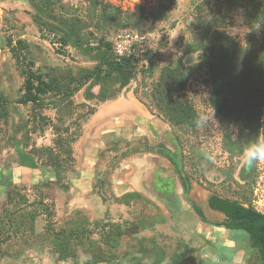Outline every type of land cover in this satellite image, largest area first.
Returning <instances> with one entry per match:
<instances>
[{"label": "rangeland", "instance_id": "obj_1", "mask_svg": "<svg viewBox=\"0 0 264 264\" xmlns=\"http://www.w3.org/2000/svg\"><path fill=\"white\" fill-rule=\"evenodd\" d=\"M51 1L55 3L49 12L51 18L39 15L42 20L64 33L82 31L90 46H97L101 37L106 38L112 47L116 37L122 34L144 38L142 49L153 53L152 75L133 79L121 91L119 97L133 96L150 111L151 117L157 119L162 128L168 129L167 139H164L160 150L162 158L157 159L160 163L154 162L159 170H156L153 179L148 183L151 186H148V193L152 190L153 196L148 195L147 211H144V208L137 210L133 206L116 204L114 197L105 193L106 190H102L101 186H97L99 191L102 190L103 196L98 198L101 209L99 215L103 219V225L87 230V235L88 238L100 236L103 248L97 249L98 257H111L112 248L106 247L104 239L108 234L116 232V235L119 233L118 238L115 235L112 239L117 242L124 235L121 240L125 248L119 249L117 254L126 264H132L134 257L142 260L139 261L142 264H147L145 260L155 253L154 249H150L149 238L147 242L136 240V244L132 245L134 237L140 234H159L158 239L153 242V245L156 244L155 249L158 252L163 250L170 259L175 254H180L175 264H197V256L204 254L210 259L211 256L207 255L209 252L212 256L217 255L219 259L226 261L219 264H259L255 258L256 253L248 246L246 251L249 253L250 249V253L247 257L244 258L240 254L234 259L235 263L232 260L228 262V259L233 258L234 248L224 245L223 232L216 228L209 229L210 226L207 227L208 225L200 221L189 203L193 199L206 210V200L211 196L227 200L237 199L239 202H243L242 199L252 201L256 185L264 184V161H257L252 166H246L244 163L243 154L255 145L254 137L248 135L247 131H240L234 121L222 123L211 106L209 109L210 85L206 70L200 64L205 43L210 39L212 32L224 31L240 47L251 45L256 49V40L264 33V27L254 23L246 25L241 10L229 8L223 0H166L167 5L161 12L162 17L157 21H153L151 16L157 10V0H135L140 5H133V0H102L103 5L107 4L116 11L118 21L125 25L124 28H119V24L99 23L101 10L93 13L88 0ZM137 8L142 9L144 13L142 20H139ZM36 14L27 0H0V92L10 101L7 122L4 124L0 121V173L11 171L12 176L16 173V177L11 178V181L14 178L16 181L9 185L0 177V264H67L57 262V257L52 251L50 237L45 231L44 210L47 208L51 212L54 229L61 231L62 228L55 227V222L61 214L60 207L64 206L63 198L70 202L75 195L70 193L66 181H52L55 173L51 166L52 161L40 154L49 148L63 161L65 154L56 149V139L67 137L61 132L62 129L71 126V134L79 124L82 130L84 124L89 121L82 124L79 120L77 126L70 124L72 120L65 117L64 112L61 113V108L66 109L65 112L73 113L75 120L93 110L98 111L111 102L97 104L93 99L88 100L87 82L79 87L68 101L58 104L60 109L49 103H58L59 98L46 99L47 105L41 110H36L31 105L15 104L21 95L23 79L6 46L9 39L13 45L18 40L27 43L35 68L64 81H67V77L80 78L96 64L93 56L83 54L72 46L61 49L57 41L58 36L50 35L46 31L40 33L34 22ZM93 14L95 18L92 17ZM164 67H181L186 74V86L179 96L191 105L198 118V123L192 130L171 127L145 99V92L150 93L151 86L157 81L160 70ZM99 89V86L94 87L90 94L96 95ZM33 117L36 122H40L39 118L44 120L36 126L37 123L32 121ZM59 118H62V121H58ZM145 123L148 124V121ZM157 131L158 134L151 140L153 148L158 146L157 140L163 137L159 128ZM124 133L129 136L128 130ZM262 137L261 132L259 143H263ZM138 139H146V135H138ZM112 146V151L118 149L117 146ZM121 148L125 152L117 155V161L118 158L128 156L131 150L135 151V147H129V143L123 144ZM148 148L152 149L150 146ZM30 152H34V155ZM24 156L27 160H22ZM112 168L111 166L107 170ZM71 169L72 167L63 171ZM177 172L187 178L189 190L193 191L192 195L195 197L190 199L183 193ZM167 173L173 176L174 185ZM172 189L173 194L170 195ZM88 196L89 199L93 198V195ZM166 203L169 205L167 209ZM204 213L211 223L222 221L221 217L209 216L205 211ZM184 218L192 221V229ZM131 220H134V224L146 226L147 229H141L140 234L133 233L132 228L128 227ZM176 225L179 227L176 228ZM112 226L118 228L114 229ZM231 233L230 235L236 238H245L247 243L245 233ZM125 240H128V243L123 244ZM243 247L245 250L246 246Z\"/></svg>", "mask_w": 264, "mask_h": 264}, {"label": "trees", "instance_id": "obj_2", "mask_svg": "<svg viewBox=\"0 0 264 264\" xmlns=\"http://www.w3.org/2000/svg\"><path fill=\"white\" fill-rule=\"evenodd\" d=\"M27 1L37 13L34 22L40 33L46 31L50 35L58 36L57 41L61 49L72 46L83 54L93 56L96 64L91 71L86 72L80 78L67 77V81H64L55 75L35 68L34 62L30 59L27 43L18 40L13 45L12 40H7L6 46L23 79L21 95L16 100V105H31L34 109L41 110L47 105L45 104L46 99L59 98L58 103L53 101H49V103L54 108L60 109L58 104L68 101L72 94L87 82H89L87 99H93L97 104H102L117 99L121 91L133 79L152 75L154 65L151 56L153 53L150 50H143L142 44L135 47L130 57L117 60L112 45L106 38L101 37L99 44L93 47L85 40V34L82 31L64 33L52 24L43 21L39 15L51 18L49 12L55 6L53 1ZM157 1V10L151 14L153 21L162 17L161 12L167 5L166 0ZM223 1L229 8L235 7L241 10L246 25L249 26L254 23L264 27V0ZM88 3L93 13L98 9L101 10V16H98L99 23L104 25L119 24V28L125 27L124 24L119 23L116 11L107 4L103 5L102 0H88ZM137 13L140 14L139 20H142L144 16L142 9L137 8ZM92 17L95 18L96 16L93 14ZM59 24L61 25V23ZM256 42L258 44L256 49L251 45L242 48L226 32L214 31L205 43L204 53L200 61L208 75L210 85L208 101L213 111L222 123L227 124L229 121H234L240 131H247L248 135L254 137L255 144L259 143L261 132L264 143V33ZM186 81V74L181 67H164L160 70L157 81L151 86L150 93L145 92L144 96L171 127L192 130L196 127L198 118L191 105L186 100L180 99L179 96L186 86ZM96 86H99V92L96 95L90 94V90ZM9 107V99L0 92V121L4 124L9 117ZM65 111L66 109L61 108V113L64 112L63 115L72 120L70 124L75 126L78 125L79 120L84 124L96 112L93 110L87 115L73 120V113ZM39 120L43 122L44 119L39 118ZM32 121L37 123L36 126H39L40 122H36L34 117ZM58 121H62V118H59ZM57 129L56 126V131ZM71 129V126L64 127L61 132L65 133L67 137L56 139V149L62 150L65 154L63 161L49 148L40 154L52 161L51 166L55 173L72 167V145L80 136L81 124L75 128L73 133L69 134ZM226 150L229 152L228 149ZM30 154L34 155V152H30ZM179 174L181 175V173ZM181 180L185 192H188L187 178L181 175ZM242 201L211 196L208 206L210 210L221 213L225 217V221L222 224H216L215 227H223L231 232L245 233L249 248L257 254L259 264H264V215L256 213L251 208L250 200L242 199ZM192 209L198 218L205 222L200 208L193 205ZM4 211L3 209L2 212ZM44 212L46 218L45 231L50 237L51 248L57 260L64 261L71 258L73 256L71 253L72 245L78 236H74L72 232L67 230L56 231L53 220H51L53 215L47 208ZM112 227L118 228V226ZM115 235L116 232L107 235V238L104 239L106 247L114 248L118 245V242L112 239Z\"/></svg>", "mask_w": 264, "mask_h": 264}, {"label": "crops", "instance_id": "obj_3", "mask_svg": "<svg viewBox=\"0 0 264 264\" xmlns=\"http://www.w3.org/2000/svg\"><path fill=\"white\" fill-rule=\"evenodd\" d=\"M151 116L152 114L150 113V111L147 110L143 106V104L138 102L133 96L124 97L123 95H121L114 101H111L102 106L101 109L96 111L94 115L90 117L89 121L82 127L79 138L72 145V169H74L65 171L62 170L60 173H54V177L52 179V181L54 180L58 183L66 181L68 189H70V193L75 195L73 201L70 202H67L66 198H63L64 206L62 205V207H60L61 214H59V216H57L56 218L57 223L54 220L56 224L55 227H60L62 228V230H67L69 232H72L74 236H78V239H74V244L72 245L71 253L73 256L64 261H58L56 259L57 262L67 264H71V262H74L72 264H126L123 261L124 259L118 257L117 254V251L125 248V246L122 245L121 240V237H124V235L120 237L118 245L112 248L110 253L111 257L103 259L99 258L97 255V249L103 248L100 236L95 237V235L93 234L94 236L88 238L87 230H92L98 225H103L101 224V221H103V219L99 215L101 209L99 206L100 200L98 199L100 198L99 196H102L101 191L103 189L106 190L105 193H108L110 196L114 197L116 204L123 206H133L137 210L143 208L144 211L148 210V195L153 196L152 190L149 191L151 194L148 193V183L153 179L156 170H159L158 166L156 167L154 162L160 163V161H158L157 159L162 158L161 156L163 154L160 150H162L165 142L164 139H167L168 133V129L166 130L162 128L158 123V120L152 118ZM147 121L148 124L145 123ZM138 123H140V125H138ZM157 128L160 129V133H162L163 137H160L161 140H157L156 144H159H157L158 146L156 148H153L151 140L155 138L156 134H158ZM126 130L129 131L128 137L127 134L124 133ZM138 135H146V139L137 140ZM121 140H124V142ZM128 143L129 147H135V151L131 150L128 156L125 155L123 159L118 158L117 161V155L125 152L124 149L121 150V147L123 146V144ZM110 146H117L118 149H116V151H112V149H110ZM148 146H150V148L152 149H149ZM111 154L112 158H110ZM24 159L27 160L25 156L22 158V160ZM111 166L113 168L107 170V168ZM161 166H163L162 163ZM105 171L109 172L106 173ZM104 172L106 174H104ZM15 174L16 173H14V176H12L11 171H6L5 174L0 173V177L3 182H6V184L9 185V183H13L14 181H16L15 178L13 179V181H11L12 177H16ZM167 174L172 179L174 185L175 180L173 176H171L169 173ZM177 175L182 185L183 193L187 194L190 199L195 197L192 195L193 191H191V189L188 192H185L183 182L181 180V175L178 172ZM58 176L60 177L57 178ZM98 185L101 186V191H99V188L97 187ZM149 187L151 188V186ZM172 194L173 189L170 195ZM88 195H93V198L89 199L90 197ZM209 198L205 203L206 210H204V208H202L201 205L193 199L192 202L189 203L190 208H192L193 205L199 207L205 218V222L203 223H205L206 226L208 225L207 227L210 226L209 229L213 230V228H216L220 229L223 232V244L234 248L233 258L228 259V262L232 260L235 263L234 259H236L237 256H240V254H242L244 258L247 257L246 255L250 253V249L249 253L246 251L247 246L249 247L248 240L246 243L245 238H236L234 237V235H230L231 231H228L223 227H215L216 224H222L225 221V217L221 213L210 210L208 206ZM88 201H91V203H89ZM165 206L167 209L169 205L166 203ZM203 210L205 212H208L209 216H214L216 218L221 217L222 221L213 223L209 222L206 219V215ZM184 220L186 219L184 218ZM133 222L134 220H131L130 224L128 225V227L132 228L133 233L140 234L141 229H147L145 228L146 226H142L141 224H134L135 222ZM187 224L189 225V228L192 229V221H187ZM178 227L179 226L176 225V228ZM118 235L119 233L116 235V238H118ZM158 236L159 234L144 236L143 234H140V236L134 237L132 245H135L137 241L141 242L142 240H144L147 242V239L149 238V241H151L150 249H154L155 253H153L152 256L149 255L148 260H145V263L175 264L177 256H180V254H175L170 259L167 257L166 253L162 252L163 250L158 252L155 249L156 244L153 245V242L158 239ZM216 238L219 241L218 237ZM224 239H226L227 243L224 242ZM124 242L128 243V240L123 241V244ZM243 245L246 246L245 250H243ZM207 255H210L211 258L209 259L206 255L203 254L201 256L199 254V257L197 256V258L195 259V263H226L225 260L219 259L217 255L212 256L210 252ZM255 258L258 259L257 254ZM132 261V264H142L141 262H139L142 260L136 259V257H134Z\"/></svg>", "mask_w": 264, "mask_h": 264}, {"label": "built area", "instance_id": "obj_4", "mask_svg": "<svg viewBox=\"0 0 264 264\" xmlns=\"http://www.w3.org/2000/svg\"><path fill=\"white\" fill-rule=\"evenodd\" d=\"M133 5H140L139 2L133 0ZM124 9V8H123ZM125 10V9H124ZM144 38L139 36H130L122 34L116 37L113 43V53L117 60L130 57L137 45L143 43ZM209 109H211L208 103ZM261 181V180H260ZM261 183V182H260ZM251 208L258 214L264 215V184H257L253 190V199Z\"/></svg>", "mask_w": 264, "mask_h": 264}, {"label": "clouds", "instance_id": "obj_5", "mask_svg": "<svg viewBox=\"0 0 264 264\" xmlns=\"http://www.w3.org/2000/svg\"><path fill=\"white\" fill-rule=\"evenodd\" d=\"M246 166H252L257 161H264V143H256L243 154Z\"/></svg>", "mask_w": 264, "mask_h": 264}]
</instances>
